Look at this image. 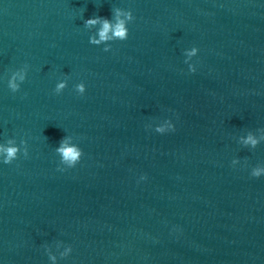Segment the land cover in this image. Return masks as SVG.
I'll use <instances>...</instances> for the list:
<instances>
[{
    "label": "water",
    "instance_id": "1",
    "mask_svg": "<svg viewBox=\"0 0 264 264\" xmlns=\"http://www.w3.org/2000/svg\"><path fill=\"white\" fill-rule=\"evenodd\" d=\"M0 146V264H264V0H0Z\"/></svg>",
    "mask_w": 264,
    "mask_h": 264
},
{
    "label": "clouds",
    "instance_id": "2",
    "mask_svg": "<svg viewBox=\"0 0 264 264\" xmlns=\"http://www.w3.org/2000/svg\"><path fill=\"white\" fill-rule=\"evenodd\" d=\"M135 20V17L133 15L132 10H123L121 8H114L112 9V19L101 17V16H94L92 18L86 19L84 21V24L86 27H91L93 25L100 24L101 28L99 30V40H96L95 37H90V43L92 44H99L101 41H106L109 39H116V40H127L129 37V28L128 24L130 22H133ZM111 33V35H109ZM105 51H109V49H105ZM196 49H193V54L195 53ZM190 71L195 73L196 68L192 67L190 68ZM20 80L24 81L25 76L21 75ZM9 87L13 92H17L20 90V85H18L15 82V76L12 78V80L9 81ZM67 86V81L60 82L55 92L57 94L61 93V90L64 89ZM76 88L78 90V93L84 94L86 91V86L84 83H79L76 85ZM175 129V126L172 130ZM162 131V130H161ZM246 144H251L253 147L256 146L258 141L252 137L248 136L247 139L244 141ZM11 144L12 142L9 141ZM20 151L18 146H9V147H2L0 146V153L4 154L3 157V163L5 164H12L13 161H15L18 158L17 153ZM56 151L62 156V159L64 162L69 163V166L75 167L82 159L83 151L81 148L77 147H69L66 146V144L63 143V140L61 142V146L56 149ZM24 156H28V152L25 149ZM65 170V169H61ZM264 170L261 169H254L252 172V176L259 178L261 177V172ZM142 179H147L146 176L142 177ZM71 251V249H69ZM54 259V258H53Z\"/></svg>",
    "mask_w": 264,
    "mask_h": 264
}]
</instances>
